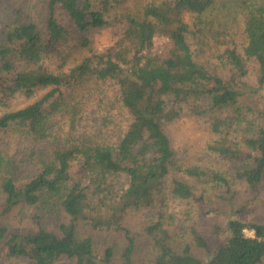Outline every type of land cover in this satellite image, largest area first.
Here are the masks:
<instances>
[{"label":"trees","instance_id":"16d2710c","mask_svg":"<svg viewBox=\"0 0 264 264\" xmlns=\"http://www.w3.org/2000/svg\"><path fill=\"white\" fill-rule=\"evenodd\" d=\"M98 1V2H97ZM119 0H49L42 29L32 21H15L0 41V104L43 93L26 105L0 115V130L9 127L37 131L44 105L64 99V90L84 78L113 79L129 120L114 146L67 144L52 147L39 172L21 185L11 175L0 181L3 213L24 204L37 211L59 210L64 221L48 229L35 227L13 232L0 223V242L6 255L26 264H260L264 258V223L228 219L215 225L223 239L215 249L191 226L189 241L176 247L169 242L164 212L133 227V218L163 206L165 191L201 209L195 188L174 175L181 172L199 181L208 173L197 166L178 164L165 126L182 117L204 122L212 139L206 149L233 165L232 176L257 190L264 178V0H251L244 15L241 53L226 50L232 77L225 79L195 61L186 40L189 25L183 14L202 21L213 0H161L144 6L141 17L125 15L120 37L105 52L88 47L85 33L106 21L101 6ZM58 5L61 17L55 15ZM72 30L85 49L78 63L66 69L47 66L53 57L64 66L67 55L59 48ZM167 40L163 52H153L154 39ZM256 65V83H244L245 61ZM257 96V99H256ZM79 160L78 173L72 171ZM1 167V162H0ZM5 167V166H3ZM9 174L10 171L8 170ZM125 175L117 190L113 179ZM212 179L228 186V178L212 172ZM2 213V212H1ZM41 214H39V218ZM245 230L251 232L246 235ZM112 231L122 236L101 245L97 236ZM137 235L147 249L137 254ZM117 238V237H115ZM205 254L199 258L191 246Z\"/></svg>","mask_w":264,"mask_h":264},{"label":"rangeland","instance_id":"374dc122","mask_svg":"<svg viewBox=\"0 0 264 264\" xmlns=\"http://www.w3.org/2000/svg\"><path fill=\"white\" fill-rule=\"evenodd\" d=\"M161 0H119L109 2L106 9L99 3L106 21L101 27H91L84 34L88 47L102 53L113 45L125 27V15L141 17L145 5ZM98 2V1H97ZM49 0H0V41L6 28L15 21L34 22L42 29L48 13ZM251 0H213L202 21L196 23L192 15L184 13L183 20L189 25L186 35L193 57L196 62L207 70L228 79L234 70L224 57L226 50L234 49L241 53L244 45V15ZM55 15L61 17L60 8L55 7ZM80 33L72 30L59 48L67 55L64 66L61 61L51 57L47 66L54 70L66 69L79 62L86 54L85 49L77 41ZM167 40L164 37L154 39L153 52H163ZM247 74L243 81L254 86L256 83V65L252 60L245 61ZM44 89L35 92L30 98L15 96L0 104V115L26 105L38 98ZM264 101V88L260 91ZM64 100L44 106L45 112L40 120L37 131L24 128L9 127L0 130V181L11 175L15 184L21 185L37 172L52 147L77 144L82 146H114L126 128L129 120L127 110L119 101V90L113 79L98 80L93 77L84 78L81 82L64 90ZM257 99V96H256ZM206 124L188 117H182L165 126L174 150L176 160L182 167L197 166L208 173L202 180H195L181 172L174 175L195 188L200 196L201 209L191 207V203L172 197L166 190L163 206L157 204L151 211H144L139 218H133V227L140 222H147L148 217H157L164 212L169 231V242L176 247L189 241L188 228L193 226L206 241L215 249L223 239L214 234V226H223L230 218L264 223V178L257 190L250 189L246 184L235 180L232 176L233 165L209 153L206 144L211 141V133ZM80 161H74L72 171L78 173ZM5 166V167H3ZM10 171L8 174L7 171ZM212 172H219L228 178V186L212 179ZM113 179L114 188L120 190L127 183L125 175ZM2 212V213H1ZM39 214L41 217L39 218ZM61 211H37L36 207L20 204L6 213L0 206V223L9 231L23 232L35 227L36 222L48 229H55L64 221ZM246 235L251 232L245 230ZM117 237V238H115ZM101 245L117 239V252L122 248L119 239L122 236L112 231L97 236ZM123 240V239H122ZM137 254L146 253L147 239L137 235ZM193 254L205 258V254L191 246ZM0 264H26L25 260L15 259L6 255L0 242ZM59 264H74L71 259H61ZM260 264H264V258Z\"/></svg>","mask_w":264,"mask_h":264}]
</instances>
